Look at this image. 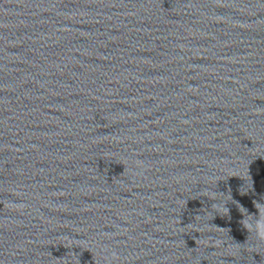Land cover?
Segmentation results:
<instances>
[{
	"label": "clouds",
	"instance_id": "obj_1",
	"mask_svg": "<svg viewBox=\"0 0 264 264\" xmlns=\"http://www.w3.org/2000/svg\"><path fill=\"white\" fill-rule=\"evenodd\" d=\"M251 228L252 225H249ZM255 228L261 237H264V218L256 222Z\"/></svg>",
	"mask_w": 264,
	"mask_h": 264
}]
</instances>
